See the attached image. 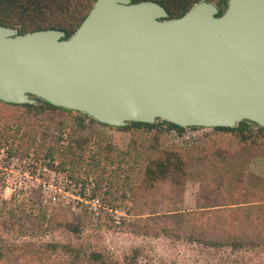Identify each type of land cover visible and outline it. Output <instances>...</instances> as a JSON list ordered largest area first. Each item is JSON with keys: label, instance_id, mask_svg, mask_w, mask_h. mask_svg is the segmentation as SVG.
<instances>
[{"label": "trees", "instance_id": "1", "mask_svg": "<svg viewBox=\"0 0 264 264\" xmlns=\"http://www.w3.org/2000/svg\"><path fill=\"white\" fill-rule=\"evenodd\" d=\"M153 1L163 5L172 18L183 16L202 0ZM208 1L216 3L219 15L228 5V0ZM95 2L0 0V24L15 28L18 34L54 28L63 30L69 37L82 24ZM36 100V103H12L0 99V125H5L6 132L15 126L16 135L24 126L20 138L27 145L41 132L42 145L51 140L53 143L47 145L51 156L58 155L61 167L69 166L71 176L83 185L91 181L94 171L100 169L95 180L98 185L106 181L108 186L103 202L123 205L127 213L120 224L112 220L106 223L110 227L122 224V229L136 234L181 240L184 225L190 221L191 232L187 239L192 243L231 251L264 249V188L252 186L247 172L236 180L231 190L227 189L223 179L201 181L195 207L191 210L161 211L165 199L184 202L192 157L204 160L235 157L242 149L252 156L262 155L263 126L242 120L233 127H184L163 119L112 126L86 113L53 105L39 97ZM59 111L71 116L73 122L67 121V115L59 117ZM94 123L129 132L127 148L119 150L108 142L90 155ZM68 126L71 128L64 139ZM188 130H200L201 133L186 137ZM63 139L66 143L59 149ZM114 163V169L109 172V165ZM80 171L84 176L79 175ZM96 192L94 189L93 194ZM34 196L7 208L4 230L0 231V264H169L142 259L144 252L140 247L115 257L97 244L83 240L87 228L95 224L92 213L86 208L74 215L68 207H50L42 204L39 195ZM127 200L131 201L130 206H127ZM3 203L7 205L9 201ZM100 214L99 219L103 211ZM56 230L67 235L64 239L41 240L38 237ZM5 232H17L27 238L14 240Z\"/></svg>", "mask_w": 264, "mask_h": 264}, {"label": "water", "instance_id": "2", "mask_svg": "<svg viewBox=\"0 0 264 264\" xmlns=\"http://www.w3.org/2000/svg\"><path fill=\"white\" fill-rule=\"evenodd\" d=\"M83 112L112 126L264 127V0H208L169 17L153 0H96L69 37L0 24V99Z\"/></svg>", "mask_w": 264, "mask_h": 264}, {"label": "rangeland", "instance_id": "3", "mask_svg": "<svg viewBox=\"0 0 264 264\" xmlns=\"http://www.w3.org/2000/svg\"><path fill=\"white\" fill-rule=\"evenodd\" d=\"M57 115L60 117L66 116L67 114L65 112L59 111L57 112ZM67 121L72 123L73 118L67 115ZM4 126L5 125H0V142H2L3 140H9L8 143H11L12 147L16 149L17 153L24 155L32 150L35 153L43 151V153L51 154V149L47 145H50L53 142L51 140H48L44 143V145H42L43 138L41 136V132L34 137V140L30 144L27 145L20 138V136L23 134L25 128L24 126L20 129V132H17V135L15 134V126H12L9 132L5 131ZM70 128L71 126L67 127L64 139L67 137ZM40 129L42 130V128ZM92 129L93 136L90 143V155L93 154V152L96 151L99 146H104L108 142L113 143V145L116 146L119 150L126 149L129 145L130 133L127 131L96 123L92 125ZM196 133H201V131L188 130V132L186 133V137H192ZM55 134L57 133L55 132ZM14 135H16L15 140H13ZM26 139L27 137L25 138V140ZM64 139L59 144V149H62L64 147L66 143V140ZM55 157L58 161H61L58 155H56ZM255 157H257L258 159L256 158L257 160L253 161L254 164L252 166L259 164L264 166V148L263 154L258 156H252L249 151H245L244 149H242L235 157H222L211 160L192 157L190 161L189 182L186 187L184 202L174 203L169 199H165L161 204V211L175 212L193 209L195 207L196 195L200 182L210 178L223 179L227 184V189L231 190L234 188L236 180L247 172L248 180L252 186L264 188V176H258L254 174V172L251 171L248 165L250 160L255 159ZM114 166L115 163L109 165V172L114 169ZM65 168H67L68 170L70 169L69 166H66ZM99 172L100 169L94 171L91 175L92 177L90 178V180L96 184L97 193H103L104 198L106 196L108 186L106 181L102 182L100 185L97 184L95 178L98 177ZM79 175L84 176V172L80 171ZM35 194L39 195L37 193L27 195L21 192L20 194L17 193L13 196L6 194L5 196L3 195L4 197L2 196L3 198H0V231L4 230L3 222H5L6 220V216L4 214L7 208L23 200L28 201V199L32 198V196H34ZM4 200H8L9 204L5 205L3 203ZM105 203L108 202L106 201ZM126 203L127 206L131 205L130 200H127ZM110 205L113 206L114 204ZM117 206H121L123 208V210L125 211V214L123 216H126V208L123 205L117 204H115V206L113 207ZM102 211L103 215L100 219L98 218L99 215H101L100 213L98 216H95V218L92 217V221L95 224L92 227L87 228L84 233L83 240H88L90 244H97V247L99 246V248L105 249L115 257H122L125 254L131 252L133 249L140 247L144 252L142 259L146 261H165L169 264H264V249L231 251L227 248H209L190 242L187 239L191 232L190 221H187L184 225L183 238L181 240H175L164 236L155 237L145 234H136L134 232H130V230L128 229H122V224L117 226L116 228H112L106 223H111L112 220L114 223L120 224L122 222L123 216H121V222L117 223L111 212L101 209L100 212ZM70 212L76 215L75 212L71 210ZM109 217H111V219ZM129 217L132 216L130 215ZM5 233H8V237L14 240L27 238L26 236H22L17 232ZM66 235L67 234L62 230H56L53 232L45 233L43 235H39L38 237L41 240L51 238L64 239ZM68 236H70V234H68Z\"/></svg>", "mask_w": 264, "mask_h": 264}, {"label": "built area", "instance_id": "4", "mask_svg": "<svg viewBox=\"0 0 264 264\" xmlns=\"http://www.w3.org/2000/svg\"><path fill=\"white\" fill-rule=\"evenodd\" d=\"M8 142H0V198L21 192L38 193L44 205L68 207L76 214L86 208L94 218L103 209L111 212L117 223L121 222L125 214L123 208L103 202V193L94 195L96 184L93 181L83 185L51 154L30 150L22 155Z\"/></svg>", "mask_w": 264, "mask_h": 264}, {"label": "crops", "instance_id": "5", "mask_svg": "<svg viewBox=\"0 0 264 264\" xmlns=\"http://www.w3.org/2000/svg\"><path fill=\"white\" fill-rule=\"evenodd\" d=\"M257 157H255V159H252V160H250V162H249V167H250V169H251V171H253L254 172V174H256V175H258V176H264V166L263 165H255V166H252L253 164H254V162L253 161H256L257 159H256ZM260 158V157H259ZM261 169V171H260V169ZM259 169V170H258Z\"/></svg>", "mask_w": 264, "mask_h": 264}]
</instances>
